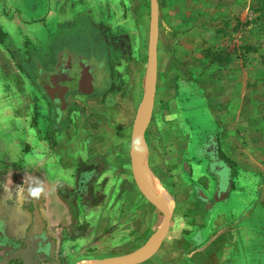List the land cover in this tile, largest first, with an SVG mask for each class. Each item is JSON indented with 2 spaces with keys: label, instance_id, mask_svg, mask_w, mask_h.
Segmentation results:
<instances>
[{
  "label": "crops",
  "instance_id": "0c3cea01",
  "mask_svg": "<svg viewBox=\"0 0 264 264\" xmlns=\"http://www.w3.org/2000/svg\"><path fill=\"white\" fill-rule=\"evenodd\" d=\"M126 1L0 0V30L8 42L7 46L0 41V109L19 110L17 115L1 113L0 122L6 119L10 125H21L0 133V149L12 162L0 194V260L14 246L27 248L28 241L37 237L42 238L45 252L38 254L42 264H61L63 246L70 252L78 247L76 251L86 253L92 247L95 258L101 259L107 249L104 239L98 238L122 221L115 213V200L130 217L136 216V220H123L130 231L126 235L129 242L138 243L141 235L137 229L144 222L152 223L150 228L145 226L150 229L149 240L165 221V214L137 189L125 191L126 185L138 184L131 147L144 108L147 66L142 53L133 55L135 71L129 73V59L123 58V51L116 65L124 80L121 90L105 96L68 95L69 102L80 106L72 113L69 127L58 129L51 119L46 130L42 129L32 121L37 112L34 100L28 102L24 96L9 100L11 93H42L19 67L15 50L28 43L61 39L63 31L69 33L81 26L97 28L105 43H113L105 30L125 29ZM127 3L131 5L130 0ZM159 66L158 56V73ZM197 85L182 75L171 80L168 74L164 81L158 74L138 166L149 188L174 210L160 248L143 262L231 264L238 260L240 264H264L261 131H247L243 106L233 114L230 109L235 102L223 106L199 94ZM229 87L232 92L233 86ZM185 95L193 96V100L186 101ZM26 107H32L28 114L20 112ZM96 157L106 160L110 168L102 180L87 181L88 174L98 173ZM100 183L104 184L103 200L86 205L81 216L67 194L80 184ZM153 184L161 186L167 197H162ZM116 188L120 192L114 197ZM160 213L164 218L158 221ZM253 238H261V251L251 246ZM84 259L89 258L75 264Z\"/></svg>",
  "mask_w": 264,
  "mask_h": 264
},
{
  "label": "rangeland",
  "instance_id": "374dc122",
  "mask_svg": "<svg viewBox=\"0 0 264 264\" xmlns=\"http://www.w3.org/2000/svg\"><path fill=\"white\" fill-rule=\"evenodd\" d=\"M127 2L128 0L125 3V18L127 21L124 24L122 23V28L125 29L112 28L105 31L108 32L109 39L113 43L119 46L122 45L124 49L123 58L129 59L126 63L129 64L127 68L130 73L135 71L134 61H136V58L132 57L137 52L142 53L146 66L148 63L151 0H130L131 5H128ZM159 3L160 34L158 56L160 66L158 74H161L164 81H166L168 74L171 80L176 79L178 75H182L184 79L198 84L197 91L199 94L203 97L214 98L223 106L226 103L230 102L229 104L231 105L235 102L230 109L233 114H236L243 106L246 112L244 120L248 127L247 131L250 129L252 134L261 131V163L264 164V0H159ZM100 40L101 37L97 28L91 27L89 29L81 26L69 33L63 31L61 39H48L46 42L28 43L21 50H15L14 54L16 59L20 58L27 62L33 54L47 53V45L50 47L53 45L55 51H57L62 43L65 46H62L61 49L66 47L73 50V52L77 51V54L75 52L73 56L79 59L83 58V51L93 52L96 48L103 51L105 46L101 45ZM69 49L65 50L69 51ZM35 58L33 57V59ZM217 84L219 88H216ZM230 85L233 86L232 92ZM200 90L206 93L202 94L199 92ZM17 96L19 98L26 97L25 99L28 102L34 100L37 112L32 116V121L38 125L41 124L42 129L45 127L46 130L48 122L53 118L51 114L53 111L51 112L45 94L38 91L37 93L33 91L32 95L25 92L13 95L11 93L9 100L14 99L16 101ZM183 97L188 102L193 100V96L188 97L185 95ZM21 100L24 99L21 98ZM188 102L186 103L188 104ZM27 106H30V104L27 103ZM29 108L32 107H26V110L22 109L20 112L28 114ZM41 108L47 109L43 110ZM17 110L8 109L7 111L6 108L0 109V114L8 112L11 115H17ZM5 121L0 122V133L5 132L7 129L10 130L14 126H21H13L6 119ZM25 122H29L27 115ZM25 126L27 127V124ZM50 133L51 129L46 134L49 135ZM27 146L30 148L29 145ZM4 153L0 149V194L8 175L7 171L12 163L7 161ZM19 161L22 163L25 162V159H19ZM98 162H100V165H98ZM96 164L98 173L94 175L92 173L88 174L85 180L91 182L100 181L104 176V172L110 168L108 162L100 157L98 159L96 157ZM15 177L16 179L18 178L17 174H15ZM119 187H122V184H119ZM129 188L131 190L137 189L139 193L143 194L138 184L126 185L125 191ZM103 189V183L80 184L75 192H69L67 195L74 199L76 209L82 216V212L86 211V205L99 203V201L103 200ZM119 192L116 188L114 193L117 195H114V197L119 196ZM143 196L145 195L143 194ZM78 201L80 202L79 205L77 204ZM147 201L149 200L147 199ZM115 204L117 210H115V213L120 214L117 218H121L122 221L107 229L98 238L100 240L104 239L106 242L105 248L107 250L104 255L100 256L101 259L109 256L112 258L116 255L115 258H112L116 260L119 257L128 255L129 251L140 247L141 243H145L148 240L146 238L150 235L148 233L150 229L147 231L145 226L147 225L150 228L152 223L149 222L145 225L144 222L143 226L137 229V233L141 235L138 237V243L129 242L126 235L130 231L127 223L123 222V220H136V216L130 217V212L122 210L116 200ZM120 210L122 212H119ZM133 214L134 212H131V215ZM163 218L164 215L162 216L161 214L158 221ZM255 229L257 230L258 228ZM257 237L259 236L257 235ZM260 239L253 238V245L251 246H258L261 251ZM109 241L112 243H108ZM76 249L78 247H75L73 252H70L63 246L60 252V263L75 264L79 259L95 258L97 254L92 253L94 251L92 247L87 253L78 252ZM140 264L165 263L142 262ZM231 264L240 263L236 260Z\"/></svg>",
  "mask_w": 264,
  "mask_h": 264
},
{
  "label": "trees",
  "instance_id": "16d2710c",
  "mask_svg": "<svg viewBox=\"0 0 264 264\" xmlns=\"http://www.w3.org/2000/svg\"><path fill=\"white\" fill-rule=\"evenodd\" d=\"M6 37L0 30V41L7 44ZM100 42L105 46L103 51L97 48L93 52L83 51V58L79 59L73 56L77 51L66 47L61 49L65 46L62 43L57 51L53 45H47V53L33 54L27 62L17 58L21 70L47 97L53 111L52 119L58 129L69 127L73 121L72 113L80 108L77 103L67 100L69 94L105 96L108 92L121 90L124 85L122 74L115 68L121 62L122 45L105 43L102 39Z\"/></svg>",
  "mask_w": 264,
  "mask_h": 264
},
{
  "label": "water",
  "instance_id": "95a60500",
  "mask_svg": "<svg viewBox=\"0 0 264 264\" xmlns=\"http://www.w3.org/2000/svg\"><path fill=\"white\" fill-rule=\"evenodd\" d=\"M160 34V3L159 0H151V24L149 38V52L147 63V74L145 82L144 108L138 134L132 141L131 156L133 162V171L135 179L143 194L165 214V221L159 230L139 249L128 255L114 260L111 264H138L152 256L161 246L165 239L171 224L173 214V205L169 202L160 200L157 195L149 188L141 176L138 166V153L144 140L145 132L151 121L153 107L156 97L157 79H158V49ZM40 241L42 238H33L29 240V246L23 248L14 246L2 260L0 264H9L14 260H20L23 264H42L38 258L40 251Z\"/></svg>",
  "mask_w": 264,
  "mask_h": 264
},
{
  "label": "bare ground",
  "instance_id": "6f19581e",
  "mask_svg": "<svg viewBox=\"0 0 264 264\" xmlns=\"http://www.w3.org/2000/svg\"><path fill=\"white\" fill-rule=\"evenodd\" d=\"M147 174V173H146ZM152 179V178H151ZM157 190L159 191V194L166 198L167 197V193L166 191L159 186L158 184H153ZM112 262H114L113 259H97V258H89V259H84L81 260L80 262H78L77 264H111Z\"/></svg>",
  "mask_w": 264,
  "mask_h": 264
},
{
  "label": "flooded vegetation",
  "instance_id": "af4514ba",
  "mask_svg": "<svg viewBox=\"0 0 264 264\" xmlns=\"http://www.w3.org/2000/svg\"><path fill=\"white\" fill-rule=\"evenodd\" d=\"M71 94H73V93H71ZM31 240V239H30ZM19 246V245H18ZM43 253L44 251H43V249H42V241H40V251L38 252V254H40V253ZM45 253V252H44Z\"/></svg>",
  "mask_w": 264,
  "mask_h": 264
},
{
  "label": "built area",
  "instance_id": "2783aa9c",
  "mask_svg": "<svg viewBox=\"0 0 264 264\" xmlns=\"http://www.w3.org/2000/svg\"><path fill=\"white\" fill-rule=\"evenodd\" d=\"M15 261V260H14ZM9 264H16V263H14L13 261L12 262H10Z\"/></svg>",
  "mask_w": 264,
  "mask_h": 264
}]
</instances>
